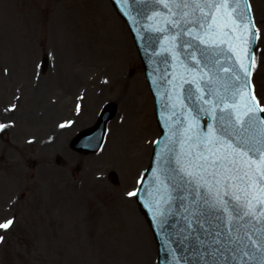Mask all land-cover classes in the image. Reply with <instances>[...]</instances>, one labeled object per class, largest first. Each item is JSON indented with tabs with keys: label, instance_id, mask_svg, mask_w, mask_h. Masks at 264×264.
Segmentation results:
<instances>
[{
	"label": "rangeland",
	"instance_id": "obj_1",
	"mask_svg": "<svg viewBox=\"0 0 264 264\" xmlns=\"http://www.w3.org/2000/svg\"><path fill=\"white\" fill-rule=\"evenodd\" d=\"M106 1L136 53L125 23ZM52 3L0 0V124L5 125L0 130V223L13 220L9 229H0V264H130L120 216L131 206L144 222L154 249L150 264H156L151 230L128 195L136 189L160 133L142 65L138 60L131 71L142 80L139 93L143 98L135 108L127 111L109 95L94 106L88 122L91 101L87 103V97L100 82L97 73L103 62L93 54L77 59L80 48L70 39L76 30L59 28ZM249 4L258 33L252 86L264 108V3L249 0ZM44 53L50 63L41 73L39 62ZM106 74L109 81L111 76ZM80 101L82 110L78 108ZM109 101L118 111L109 123L104 148L94 154L73 151L69 141L91 126ZM74 111L81 112L78 120L72 117ZM123 112L125 121L118 122ZM131 113V117H143L154 131L135 133L127 165L122 160L111 162L109 146L119 136L117 130L131 126L127 121ZM85 120L87 123L79 127ZM134 152L143 154L142 163L132 162ZM57 156L61 159L58 164ZM110 172L117 175V183L111 182Z\"/></svg>",
	"mask_w": 264,
	"mask_h": 264
},
{
	"label": "snow or ice",
	"instance_id": "obj_2",
	"mask_svg": "<svg viewBox=\"0 0 264 264\" xmlns=\"http://www.w3.org/2000/svg\"><path fill=\"white\" fill-rule=\"evenodd\" d=\"M155 2L163 5L173 17L165 23L178 28L184 25L181 30L185 34L193 31L187 25H196L201 29L195 38L200 39V43L206 47H220L215 42L217 28L213 27L217 11L225 19V23L230 18L233 27L242 32L241 39L247 45L245 59L248 63H239V72L227 79L217 75L215 81L208 82L218 85L208 88V94L214 97V103L205 101L211 104L205 111L216 124L209 123L203 132L198 130L194 135H187V143L182 142V151L176 154L175 164L181 177L194 186L198 195L203 190L205 202L223 212L227 222L234 223L247 217L250 221L261 224L258 231L264 233V207H257L264 205V119L257 115L255 106L251 105L250 93L244 110H238V100L248 90L247 77L251 75V62L255 59L251 55L252 41L258 36V33L252 31L254 25L251 19L245 12L238 11L240 4H246V0ZM245 31L246 37L243 35ZM224 34L229 35L228 32ZM220 71L232 73L233 69L223 67ZM217 110L218 114L214 115ZM260 111L264 112V108H260ZM4 127V124H0V130ZM60 127L65 125L61 124ZM128 195L134 197L137 193L129 192ZM12 225L13 220L9 219L0 223V229L7 230ZM245 237L264 251V235L259 240H254L247 233ZM237 239L242 240L240 237Z\"/></svg>",
	"mask_w": 264,
	"mask_h": 264
},
{
	"label": "bare ground",
	"instance_id": "obj_3",
	"mask_svg": "<svg viewBox=\"0 0 264 264\" xmlns=\"http://www.w3.org/2000/svg\"><path fill=\"white\" fill-rule=\"evenodd\" d=\"M52 1L56 11L55 20L59 28H74L76 30L75 33L71 34L74 37L70 39L76 41V45L80 48L81 55L78 54L77 59L93 54L95 58L98 55L100 57L98 60L103 62L102 69L97 73L100 82L92 87L87 97V103L91 101L87 121L89 122L92 119L95 112L94 106L106 100L105 98L109 95L115 96V101H118L127 111L135 108V103L138 102L140 97L143 98V93L141 92V95L139 93V88H142V80L137 74L131 72L135 70L133 65L138 62L139 56L132 50L130 40L123 29V24L115 16L108 2L106 0ZM262 2L264 3V0ZM70 24L72 26H69ZM106 73L111 76L109 81L106 78L108 76ZM78 108L82 110V101H80V104L78 103ZM81 112L74 111L72 113L73 119L78 120ZM131 115L132 113L130 116L128 115L127 119V121L130 120L131 126L125 129L121 128V132L117 130L119 136L117 135L114 142L111 143L112 145L109 146L108 151H110L111 162H121L122 160L124 165L125 163L127 165L130 160L128 157L131 150H133L132 139L135 133L139 130L141 134L142 132L143 134H149L154 131L153 127L150 126L149 128V125L147 126V121H144L143 117H131ZM87 121L80 123L79 127L86 124ZM122 121L124 123L125 113L123 117L118 119V122ZM75 123L73 122L72 125L75 126ZM65 152H68L67 149H65ZM131 160L136 165L142 163L143 154H135V158ZM126 208L127 210L121 212L122 214L120 213V219L128 242L130 264H150L153 260L154 249H152L145 232L144 222L133 206Z\"/></svg>",
	"mask_w": 264,
	"mask_h": 264
},
{
	"label": "water",
	"instance_id": "obj_4",
	"mask_svg": "<svg viewBox=\"0 0 264 264\" xmlns=\"http://www.w3.org/2000/svg\"><path fill=\"white\" fill-rule=\"evenodd\" d=\"M111 2L115 6L118 13L123 17V19L126 20V16L122 13V11L117 6L115 1L111 0ZM131 25L133 26L132 23ZM131 25L128 24L129 29L133 35ZM135 44L138 51L139 52L142 51L143 53V48L140 51L136 41ZM189 51L190 50H188V52ZM141 61L143 62L144 66H146L147 59L145 57H141ZM47 62H48L47 58L44 57L41 63L43 70L46 69ZM184 62L186 63V65L188 64L186 58H184ZM114 112H115L114 105L107 104L104 107L95 125L89 128L88 130L79 133L71 141V148L81 153L95 152L102 143L105 132V126L107 122L113 117ZM153 159L154 158L152 157V162ZM112 180L114 182L116 181V177L113 174H112ZM137 200L139 201V196H137ZM257 207H264V205H257ZM212 222L214 224H217L218 226H221L222 231L223 230L227 231L226 229H229L228 227H225V225L222 224V222L216 223L214 220H212ZM261 227H262L261 224H258L255 221H250L249 218L247 217L233 223V227H232L233 231H231L232 232L231 235H229L228 233L227 235L222 236V237L226 236L225 237L226 241L230 239V241L226 244L225 248L220 245L218 246L221 240L219 234L214 239L209 238L212 241L213 245L205 241L206 237L203 239H199V237L196 234H194V232L189 233L185 241L182 240L184 241V244L181 243L182 241L174 240L173 238H170V240L166 241L163 244V246H161L160 242L156 238L158 254H159L158 264H164V262L166 261L164 254H166L167 257V254H174V253L185 254V264H264V251H261L258 245L251 244L245 237V233H247L248 235L252 236L254 240H259L261 236L264 235V233L258 231V229H260ZM237 233L242 236V240L239 241L238 239H236ZM214 235H215L214 232L209 233L210 237ZM230 245L231 247L232 246L234 247L229 248ZM245 245L248 246L245 247Z\"/></svg>",
	"mask_w": 264,
	"mask_h": 264
}]
</instances>
